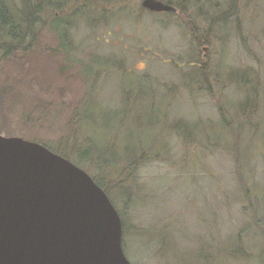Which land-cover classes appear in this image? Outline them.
<instances>
[{"label":"rangeland","instance_id":"374dc122","mask_svg":"<svg viewBox=\"0 0 264 264\" xmlns=\"http://www.w3.org/2000/svg\"><path fill=\"white\" fill-rule=\"evenodd\" d=\"M41 1L35 45L0 66V135L101 181L131 264H264V0L224 18L227 0H207L206 22L142 0ZM53 18L73 27L69 53Z\"/></svg>","mask_w":264,"mask_h":264},{"label":"water","instance_id":"95a60500","mask_svg":"<svg viewBox=\"0 0 264 264\" xmlns=\"http://www.w3.org/2000/svg\"><path fill=\"white\" fill-rule=\"evenodd\" d=\"M152 13L177 12L142 0ZM0 264H131L123 223L83 169L37 142L0 135Z\"/></svg>","mask_w":264,"mask_h":264},{"label":"trees","instance_id":"16d2710c","mask_svg":"<svg viewBox=\"0 0 264 264\" xmlns=\"http://www.w3.org/2000/svg\"><path fill=\"white\" fill-rule=\"evenodd\" d=\"M167 1L173 5L175 4L174 6L178 8V13L183 16L185 15L189 18H191L192 16H197L201 19H205V22L206 18L209 17L211 5L207 4V0H178V3H174L175 1L173 2L172 0ZM241 1L246 0H227V2L229 3L227 4L229 5L227 9L228 11H226L225 14L221 15V17L224 18L227 14L230 15L234 10L239 11ZM252 1L254 2L255 0H248V2ZM7 2L8 0H0V66L7 56L16 52L18 49H23V51L30 52V50L36 43L35 32L39 27L38 25L44 20L45 16H48L46 15V8L48 7H45L49 5L48 2H42L41 0H16L17 9L19 8V10H15L12 7L8 6ZM142 10L148 12V14H150L151 16H156V18L162 16H164L165 18L169 17V19L171 17H177L172 14H154L147 10ZM77 14L78 13H75L73 16ZM217 17H219V15ZM64 23L65 22H63L60 18H53L49 20V26H51L54 34H56L59 46L64 47V53H69L71 51V46L68 44L67 38L70 33H72L73 27L71 26L70 22H68L67 25H64ZM164 23H167V21H164ZM183 23L186 24L185 22ZM187 24L192 27L194 25V22L188 19ZM193 28L195 29L196 27L193 26ZM197 43H200L199 39L197 40ZM86 117L87 116L84 115L83 106L80 109H77L73 115L74 121L77 122L83 121V119ZM82 124L83 123H81V125ZM75 125L78 126V124ZM48 148L53 152L65 157L66 159H70L65 154H62L61 152L50 147ZM87 148H84V151L82 149L83 153H79L80 159L92 158V156L95 155V152L90 150V148ZM100 157H102L101 160L103 163H108V156V159L106 157L103 158V156ZM132 164V167H134L135 162H132ZM93 179L101 188L104 189L101 181L96 180L95 178ZM123 244H125V242Z\"/></svg>","mask_w":264,"mask_h":264},{"label":"flooded vegetation","instance_id":"af4514ba","mask_svg":"<svg viewBox=\"0 0 264 264\" xmlns=\"http://www.w3.org/2000/svg\"><path fill=\"white\" fill-rule=\"evenodd\" d=\"M165 2V1H164ZM167 3H169V2H167ZM171 4V3H170ZM173 5V4H172ZM176 8V7H175ZM176 10H177V12H170V13H160V14H172V15H174V16H177V17H179L180 19H184L183 18V15H181L180 13H178V8H176ZM154 14H157V13H154ZM186 20V19H185ZM184 20V21H185ZM186 23H187V20L185 21Z\"/></svg>","mask_w":264,"mask_h":264}]
</instances>
